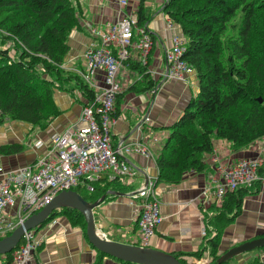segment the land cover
I'll return each mask as SVG.
<instances>
[{
	"label": "trees",
	"instance_id": "1",
	"mask_svg": "<svg viewBox=\"0 0 264 264\" xmlns=\"http://www.w3.org/2000/svg\"><path fill=\"white\" fill-rule=\"evenodd\" d=\"M146 1L138 0L141 26H148L152 16ZM163 11L180 26L186 40L182 59L194 68L199 81L197 95L168 127L170 135L158 158L157 182L171 185L180 183L187 172L205 171V157L214 152L215 139L227 140L235 152L264 141V0H165ZM81 17L78 0H0V124L8 118L30 125V134L43 133L63 114L56 90H77L87 101L94 98V91L65 64L70 36L82 30ZM126 64L145 80L148 88L141 91L156 87L149 60L144 65L131 58ZM23 149L19 144L0 146V154ZM259 174L264 180V164ZM123 179L104 177L93 192L84 186L76 192L95 202L110 190L123 193ZM263 180L227 193L220 205L210 207L207 243L198 252L173 255L184 264H195L190 256L200 259L209 250L208 264H218L225 228L241 214L244 199L260 192ZM59 216L68 217L86 233L83 216L72 209L55 210L44 225ZM11 255L7 254L9 260ZM105 257L109 256L100 252L97 264H103ZM248 264L264 263L254 258Z\"/></svg>",
	"mask_w": 264,
	"mask_h": 264
},
{
	"label": "crops",
	"instance_id": "2",
	"mask_svg": "<svg viewBox=\"0 0 264 264\" xmlns=\"http://www.w3.org/2000/svg\"><path fill=\"white\" fill-rule=\"evenodd\" d=\"M81 7L82 30H74L70 36V51L66 66L74 72L85 67V52L92 43L89 28L114 22L127 14H136L134 6L125 8L120 0H78ZM163 17L154 13L148 27L154 37V46L149 57L151 77L156 87L148 88L138 72L125 64L118 78L120 94L117 98L115 123L111 128L112 143L121 148L124 159L137 170L135 178H125V196H110L95 209V221L101 234L109 240L134 244L138 238L136 224L140 214L141 201L132 196L149 179L158 178V158L168 141L169 126L177 122L185 108L199 90V81L194 71L184 74L180 79L165 78L167 72V52L171 47L172 30L168 27L170 19L164 11ZM158 12V14H159ZM175 29V28H174ZM133 60L137 56L133 55ZM100 79L102 74L100 73ZM133 91L129 89L134 87ZM147 86V87H146ZM154 92L152 93V91ZM55 92L56 103L63 114L47 132L30 134V125L22 122L0 124V146L22 145L24 149L12 155H1L0 164L6 169H16L34 163L39 154L45 155L51 147L55 134L80 119L82 108L87 103L76 91ZM78 92V94H77ZM32 136L33 138H31ZM50 137L49 142H46ZM41 141L40 149L35 151L34 142ZM141 143L149 151L144 156L136 151L135 145ZM259 145V144H257ZM259 146L235 152L224 139L214 140V152L205 157L207 168L199 172H187L180 183L166 184L157 182V192L161 200L162 222L150 247L171 254H192L207 243V216L210 207L216 202L209 190V175L214 172L211 156H218L220 162L230 163L240 159L258 156ZM158 181V180H157ZM219 203H217L218 205ZM7 213L15 217L17 207L8 208ZM264 234V183L258 194L244 199L242 212L234 223L225 228L219 251L224 254L229 249ZM42 245L30 264H97L100 252L88 241L86 233L74 226L66 216L56 218L37 230ZM209 250L204 251L201 259L190 256L193 263L205 262ZM254 258L264 263V248L233 258L232 264H248ZM7 255H0V264H8ZM201 262V263H202ZM103 264H122L114 258L105 257Z\"/></svg>",
	"mask_w": 264,
	"mask_h": 264
},
{
	"label": "built area",
	"instance_id": "3",
	"mask_svg": "<svg viewBox=\"0 0 264 264\" xmlns=\"http://www.w3.org/2000/svg\"><path fill=\"white\" fill-rule=\"evenodd\" d=\"M120 4L125 7L128 2L120 0ZM168 27L172 30V38L166 56L168 68L165 78L180 79L195 70L182 59L186 50L184 36L177 32L171 21ZM89 29L92 43L84 54L85 67L76 73L94 91V98L83 106L77 123L53 136L47 154L16 169H6L0 164V239L11 235L62 191H76L84 186L93 192L94 184L104 177L111 181L137 175V170L124 159L121 148L113 145L111 128L115 123L117 98L121 92L118 78L122 68L133 55L144 65L148 63L154 46L153 35L148 26L138 24L136 14L92 25ZM39 143L42 145L41 141ZM135 147L139 154L149 156L143 144L138 143ZM210 160L215 173L209 175L208 192L212 193L218 205L227 193L240 187H252L263 180L259 169L264 160L259 156L221 163L218 156L212 155ZM156 188L157 178H151L132 194L141 201L138 238L132 245L150 247L162 222L161 200ZM13 207H17L15 217L7 213V209ZM41 245L42 239L38 238L36 230H25L8 264H30ZM201 262L196 264L209 263L207 260Z\"/></svg>",
	"mask_w": 264,
	"mask_h": 264
},
{
	"label": "water",
	"instance_id": "4",
	"mask_svg": "<svg viewBox=\"0 0 264 264\" xmlns=\"http://www.w3.org/2000/svg\"><path fill=\"white\" fill-rule=\"evenodd\" d=\"M262 103V99L258 98ZM107 195L125 196L127 194L110 190L95 202L86 201L76 191H62L54 197L52 202L41 211L32 214L11 235L0 239V255L12 253L20 244L25 230H38L50 218L57 209L77 210L83 216L86 223V236L89 243L99 252L117 260L132 264H184L175 255L152 247H141L109 240L101 234L96 221L94 211L106 200ZM264 248V236L244 242L226 251L218 260L223 264L230 259L237 258L246 253Z\"/></svg>",
	"mask_w": 264,
	"mask_h": 264
},
{
	"label": "rangeland",
	"instance_id": "5",
	"mask_svg": "<svg viewBox=\"0 0 264 264\" xmlns=\"http://www.w3.org/2000/svg\"><path fill=\"white\" fill-rule=\"evenodd\" d=\"M127 2H128V4L125 6V8H129L130 9V7H132V6H134V8H136V9H138V0H127ZM164 3H165V0H147L146 1V10H147V12H148V14L150 15V14H153L154 13V15H158V16H161V17H163V14L161 13V12H159L160 10L163 12V6H164ZM158 12H159V14H158ZM166 15V14H165ZM175 25V27H176V29H177V32H180L181 33V28H180V26H177L176 24H174ZM83 69L82 68H80L77 72H81ZM57 91V90H56ZM55 91V92H56ZM55 92H54V96H55ZM61 93H64V92H62V90L60 91V95H63V94H61ZM77 94H78V92H77ZM58 118H60V117H58ZM58 118H56L55 120H54V122L58 119ZM54 122H52V124L54 123ZM6 123H15L14 121H11V120H8V118H6V121H5V124ZM52 124L48 127V129L46 130V131H48L50 128H51V126H52ZM2 125H4V123H2L1 124V126ZM45 131V132H46ZM37 133H40V132H37ZM31 135H34V133H31ZM31 138H33L32 136H30ZM263 140V138L262 139H260V141H258V142H256L254 145H253V147L255 148L256 146H259V149H258V156L261 158V160H264V154H263V149H264V141H262ZM39 141H37V142H34V144L32 145V146H34V148H35V151H37V150H39L40 149V144L41 143H39V144H37ZM257 144H259V145H257ZM248 150V149H247ZM242 151H245V150H242ZM241 152V151H240ZM38 155H42V154H39L38 153ZM39 157H41V156H39ZM123 182H125V180L123 181ZM214 204H217V202H214ZM59 217H61V216H59ZM58 217V218H59ZM201 259V258H200ZM197 260H199V259H197ZM207 261H209V258L207 259ZM196 264V263H195Z\"/></svg>",
	"mask_w": 264,
	"mask_h": 264
},
{
	"label": "bare ground",
	"instance_id": "6",
	"mask_svg": "<svg viewBox=\"0 0 264 264\" xmlns=\"http://www.w3.org/2000/svg\"><path fill=\"white\" fill-rule=\"evenodd\" d=\"M161 210V209H160Z\"/></svg>",
	"mask_w": 264,
	"mask_h": 264
}]
</instances>
